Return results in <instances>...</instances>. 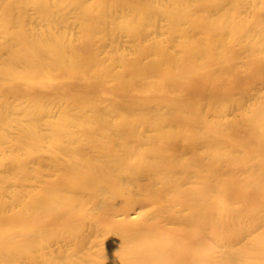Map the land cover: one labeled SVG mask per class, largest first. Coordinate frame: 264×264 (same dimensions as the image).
Listing matches in <instances>:
<instances>
[{
  "label": "bare ground",
  "instance_id": "obj_1",
  "mask_svg": "<svg viewBox=\"0 0 264 264\" xmlns=\"http://www.w3.org/2000/svg\"><path fill=\"white\" fill-rule=\"evenodd\" d=\"M0 264H264V0H0Z\"/></svg>",
  "mask_w": 264,
  "mask_h": 264
}]
</instances>
